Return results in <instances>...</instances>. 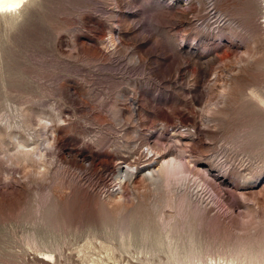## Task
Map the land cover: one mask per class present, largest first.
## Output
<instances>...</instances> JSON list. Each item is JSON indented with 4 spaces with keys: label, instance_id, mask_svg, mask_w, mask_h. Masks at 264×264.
Listing matches in <instances>:
<instances>
[{
    "label": "rangeland",
    "instance_id": "rangeland-1",
    "mask_svg": "<svg viewBox=\"0 0 264 264\" xmlns=\"http://www.w3.org/2000/svg\"><path fill=\"white\" fill-rule=\"evenodd\" d=\"M0 264H264V0L0 15Z\"/></svg>",
    "mask_w": 264,
    "mask_h": 264
},
{
    "label": "bare ground",
    "instance_id": "bare-ground-1",
    "mask_svg": "<svg viewBox=\"0 0 264 264\" xmlns=\"http://www.w3.org/2000/svg\"><path fill=\"white\" fill-rule=\"evenodd\" d=\"M28 1L30 0H0V15L17 13L25 7ZM154 157L155 158L153 160L151 159L152 162L150 166L146 168H140L131 164L126 165V167L119 166L120 168H118V176L116 179L118 181V183H116V187L119 188L116 190L114 189V192L116 193L122 190L121 188H123L122 185L125 180L132 182L140 175H143V173L145 174L143 176L149 181L154 182V184L160 182L162 184L166 182L168 185L176 186L182 184L183 181H185V169L184 165L180 161L172 160L168 162V159L165 160L166 157L161 154H155ZM192 195L194 194L192 193Z\"/></svg>",
    "mask_w": 264,
    "mask_h": 264
},
{
    "label": "snow or ice",
    "instance_id": "snow-or-ice-1",
    "mask_svg": "<svg viewBox=\"0 0 264 264\" xmlns=\"http://www.w3.org/2000/svg\"><path fill=\"white\" fill-rule=\"evenodd\" d=\"M18 6V5H17Z\"/></svg>",
    "mask_w": 264,
    "mask_h": 264
}]
</instances>
